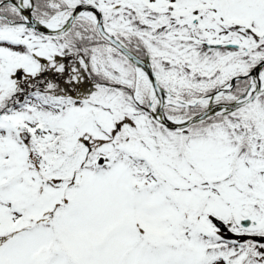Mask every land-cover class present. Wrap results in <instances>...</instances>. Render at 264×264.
<instances>
[{"label":"snow or ice","instance_id":"1","mask_svg":"<svg viewBox=\"0 0 264 264\" xmlns=\"http://www.w3.org/2000/svg\"><path fill=\"white\" fill-rule=\"evenodd\" d=\"M0 264H264V0H0Z\"/></svg>","mask_w":264,"mask_h":264}]
</instances>
